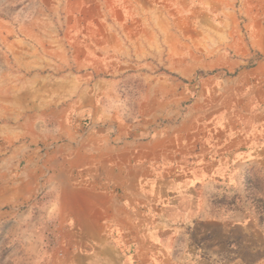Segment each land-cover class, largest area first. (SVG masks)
Segmentation results:
<instances>
[{
    "label": "rangeland",
    "instance_id": "obj_1",
    "mask_svg": "<svg viewBox=\"0 0 264 264\" xmlns=\"http://www.w3.org/2000/svg\"><path fill=\"white\" fill-rule=\"evenodd\" d=\"M111 2L123 16L136 3L164 19L163 30L157 26L150 32L164 54L157 70L94 73L113 80L99 90L108 115L103 112L101 125L147 129L150 139L158 133L163 144L162 150L150 149L148 163L149 185L159 182L163 197H150L142 206L148 227L141 234L163 240L164 255L173 261L184 262L195 253L197 260L218 254L231 264L263 262L264 162L246 156L253 145L251 134L264 126V54L251 50L242 56L238 50L249 43L251 33L262 32L264 2L0 0V116L3 102L28 101L31 108L21 110L20 121L30 118L37 125L25 136L0 130V264H53L71 250L73 231L46 208L52 200L41 183L50 168H41L32 199L4 201V181L11 171L18 180L26 169L27 157L15 156V146L30 144L36 159L45 160L60 141L55 133L61 130L59 109L66 100L57 101L61 88L55 83L81 74L58 55L71 49L64 39L68 17H110ZM194 9L196 18L188 24ZM178 34L184 37L181 43ZM46 78L54 84L52 110L46 104ZM84 122L87 128L91 119ZM254 137L264 145V130ZM6 159L11 160L8 172Z\"/></svg>",
    "mask_w": 264,
    "mask_h": 264
},
{
    "label": "crops",
    "instance_id": "obj_2",
    "mask_svg": "<svg viewBox=\"0 0 264 264\" xmlns=\"http://www.w3.org/2000/svg\"><path fill=\"white\" fill-rule=\"evenodd\" d=\"M111 4L110 17L84 21L68 17L64 39L71 49L66 53L62 49L58 55L68 68L81 74H68L55 83L61 88L57 101L66 100L59 109L61 130L55 133L60 141L45 160L36 159V149H31L30 144L23 142L15 146L14 155L25 154L27 165L18 180L11 178L13 171L6 177L2 199L15 203L34 198L41 182V168L44 165L50 168V175L41 183L52 200L46 208L76 237L69 243L71 250L66 251L65 258L53 260V264H231L218 254L199 256L197 260L194 253L186 256L184 262L173 261L171 256L164 255L163 240L141 234L148 227L142 206L148 205L150 197L152 201L163 197L159 182L150 187L148 178L150 149L162 146V150L163 144L158 133L150 139L147 129L101 125L104 110L99 90L111 85L113 80L95 78L94 73L157 70L158 64L164 63V54L155 48L154 41L158 43V38L150 32L157 26L163 30L164 19L149 13V8L142 4L134 3L124 16L114 2ZM103 7L101 12L106 13L108 9ZM195 16L194 9L188 16V24ZM83 27L90 29L80 31ZM182 38L181 34L176 36L179 43ZM251 50L264 54V26L262 32L251 33L249 43L240 45L238 51L247 56ZM53 88L52 79L46 78L45 92L49 94L46 104L51 110ZM27 108H31L28 101L20 104L14 98L3 102L0 130H13L23 136L29 133L27 130H37L36 123L29 122L30 118L20 121L21 110ZM87 118L91 122L85 128ZM259 130H264V126L256 127L253 137L250 135L253 145L246 159L263 163L264 145L260 137H254ZM10 162L6 159L4 163L7 172ZM150 248L158 251L151 254ZM251 264H264V261L257 259Z\"/></svg>",
    "mask_w": 264,
    "mask_h": 264
}]
</instances>
